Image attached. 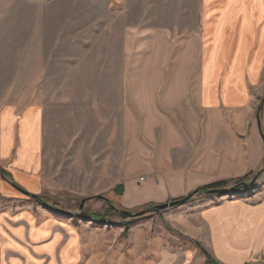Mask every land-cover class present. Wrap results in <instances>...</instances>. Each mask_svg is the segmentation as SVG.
<instances>
[{
    "label": "rangeland",
    "instance_id": "374dc122",
    "mask_svg": "<svg viewBox=\"0 0 264 264\" xmlns=\"http://www.w3.org/2000/svg\"><path fill=\"white\" fill-rule=\"evenodd\" d=\"M113 25L108 0H0V100L25 98L45 106L44 156L52 189L43 198L60 210L56 215L63 237H77L80 264H264L263 259H249L253 238L246 221L231 218L229 207L258 193L262 175L247 192L197 194L191 202L136 218H124L106 202L138 211L178 198L170 194L185 186L184 180L173 179L178 173L206 184L226 180V188L248 174L237 169L226 148L217 147L216 140L210 143L204 128L210 116L198 112L193 101L188 117L172 115L190 124L176 133V140L185 144L171 149L175 162L167 168L155 162L165 133L151 130L145 110H132L126 133L122 124L118 131L117 114L111 111L109 117L99 105L110 102L103 93L122 90L123 85L103 78L143 75L146 64L152 75L172 73L187 44L192 62L187 70L196 75L199 37L141 35L134 50L124 51L126 44L118 40ZM151 55L161 59L159 65ZM257 100L256 117L264 121V96ZM119 137L126 142L125 161L110 163L104 151L118 145ZM144 178L153 183L134 201L124 202L123 194L114 193L119 183L134 182L139 190Z\"/></svg>",
    "mask_w": 264,
    "mask_h": 264
},
{
    "label": "crops",
    "instance_id": "0c3cea01",
    "mask_svg": "<svg viewBox=\"0 0 264 264\" xmlns=\"http://www.w3.org/2000/svg\"><path fill=\"white\" fill-rule=\"evenodd\" d=\"M108 6L114 34L126 44L124 51L134 50L141 35L199 37L196 75L187 70L192 63H188L191 44H187L183 60L175 65L172 62V73L152 75L146 64L143 75L103 78L105 83L123 85L122 90L119 87L118 91L103 93L110 102L99 105L109 117L111 111L117 114L118 131L122 124L126 133L132 110H145L151 130L165 133L155 162L167 168L174 164L171 149L185 144V140H176V133L190 124V120L177 121L172 115L188 117L193 101L198 112L210 116L203 125L210 143L216 140L217 147L226 148V155L232 157L239 171L261 170L264 178L260 129L264 121L256 117L255 106L259 96H264V0H162L160 5L159 0H108ZM152 58L159 65L161 59L156 55ZM45 118L41 103L25 98L0 100V264H80L78 239L73 233L63 237L62 221L56 215L59 209L22 191L43 197L52 189L44 156ZM125 147V139L119 137L118 145L114 143L113 149L109 145L104 156L110 163L120 164L121 158L123 163ZM173 179L184 180L182 190L170 192L177 197L206 184L180 173ZM143 181L139 190L134 182L126 186L119 183L114 193L123 194L124 202H132L146 195L153 183L145 178ZM120 185L122 193L118 192ZM257 191L229 207L231 218L246 221L253 238V256L247 258L264 261V184Z\"/></svg>",
    "mask_w": 264,
    "mask_h": 264
},
{
    "label": "trees",
    "instance_id": "16d2710c",
    "mask_svg": "<svg viewBox=\"0 0 264 264\" xmlns=\"http://www.w3.org/2000/svg\"><path fill=\"white\" fill-rule=\"evenodd\" d=\"M261 132L263 134V128H260ZM264 137V134H263ZM253 172L250 171L243 179H240L238 182H236L234 185H232L231 187L226 188L225 186L227 185V181L226 180H219L210 184H206L203 186H199L198 188H196L195 190L191 191L189 194L182 196V197H178L175 198L174 200H182L185 199V203L191 202L194 197L197 194H210V195H215L217 193H209V190H213V189H221V191L228 189L229 192L231 193H244L247 192L250 189H253L254 186L251 187H246L243 184L247 183L246 178L252 174ZM261 175V170L259 172H257L256 176H260ZM252 181V180H251ZM241 191V192H240ZM118 192L122 193L123 192V185H120L118 187ZM34 198L43 201L44 203H47L43 197L36 195L34 196ZM106 202L114 209L117 210L118 213H120L124 218H136V217H141L143 215H145L146 213L152 212V211H157L159 210L158 208V204L156 203H150L148 205H146L143 209L138 210V211H134V210H129V209H116L115 206L113 205L112 201L110 200H106ZM202 252L206 255V257L208 258L209 262H214V259L210 256L209 252L202 247V245H200Z\"/></svg>",
    "mask_w": 264,
    "mask_h": 264
},
{
    "label": "water",
    "instance_id": "95a60500",
    "mask_svg": "<svg viewBox=\"0 0 264 264\" xmlns=\"http://www.w3.org/2000/svg\"><path fill=\"white\" fill-rule=\"evenodd\" d=\"M259 176H255L254 179H252V181L250 182H247V183H244L243 185L246 186V187H251V186H254L257 179H258ZM19 188V187H18ZM20 189V188H19ZM22 190V189H21ZM24 193H26L27 195H30L32 197L36 196L34 194H31L27 191H24L22 190ZM224 191H229L228 189L226 190H223L221 191V189H213V190H209V193H223ZM105 198V197H104ZM106 200H108L107 198H105ZM85 199H83L82 203H81V207H83L84 203H85ZM185 199H182V200H170L166 203H161V204H158V208L159 209H165V208H168V207H172V206H175V205H181V204H184L185 203Z\"/></svg>",
    "mask_w": 264,
    "mask_h": 264
}]
</instances>
